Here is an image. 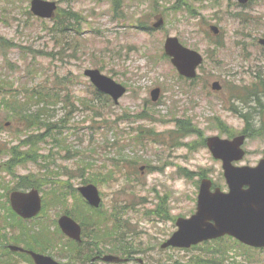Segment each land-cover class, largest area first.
Wrapping results in <instances>:
<instances>
[{
    "label": "rangeland",
    "instance_id": "374dc122",
    "mask_svg": "<svg viewBox=\"0 0 264 264\" xmlns=\"http://www.w3.org/2000/svg\"><path fill=\"white\" fill-rule=\"evenodd\" d=\"M185 1L193 8L192 14L187 5L178 12L172 9L181 0H122L117 12L108 0H59L61 9L81 17L78 23L67 20L66 24L70 29L76 26L78 34L72 30L59 34L57 18L44 20L33 15L31 0H0V39L11 43L6 47L0 43V89H23L18 92L24 94L34 85L45 87L44 92L57 85L63 96L69 95L68 104L57 103L48 114L55 124L67 119L66 126L54 138L39 143L40 155L46 158L16 168L17 180L28 174L37 179L46 198L42 221L52 225L73 207L67 201L78 199L76 190L67 187L78 189L98 174L96 184L103 198L99 213L118 211L119 221H128L125 238L136 243L141 252L137 255L147 262L264 264V251L245 249L229 237L188 250L161 249L176 230L171 218L191 215L196 209L198 174L205 173L225 184L221 162L199 135L227 136L217 118L223 121L221 127L228 125L235 132L245 128L243 119L232 110L233 106L242 108L230 98L235 94V83H254L251 88L261 99L255 101L258 108L264 103V80L257 78L264 77V47L258 43L264 37V0L245 6L233 0ZM122 14L124 19L118 17ZM159 14L165 18L161 29L139 27L137 19L151 26ZM211 24L220 27V34L210 31ZM168 35L177 36L204 56L203 68L193 82L181 79L171 60L163 56ZM87 68H98L126 85L127 94L115 104L110 97L97 93L84 74ZM215 81L225 82L227 88L213 90ZM1 82L8 87L1 88ZM157 86L162 92L154 103L150 93ZM3 94L0 92V149L4 151L8 143L16 145L20 135L27 132H23L19 118L5 110ZM97 95H102L101 99L96 100ZM85 99L88 106L81 103ZM18 100L25 101L21 97ZM248 105H253L250 97ZM143 113L146 118L139 119ZM257 116L263 118L261 122L255 120L253 128L262 131L253 134L245 145L246 164H255L264 156V110ZM177 118L189 119L202 134L180 142L171 140ZM110 124L113 129H107ZM3 156L0 165L8 158ZM0 177L16 181L3 170ZM59 189L60 204H56L52 191ZM162 198L166 203L158 208ZM218 246H227L222 249L225 255L213 252ZM102 249L109 253L110 247ZM11 257L15 264H31Z\"/></svg>",
    "mask_w": 264,
    "mask_h": 264
},
{
    "label": "water",
    "instance_id": "95a60500",
    "mask_svg": "<svg viewBox=\"0 0 264 264\" xmlns=\"http://www.w3.org/2000/svg\"><path fill=\"white\" fill-rule=\"evenodd\" d=\"M55 5L41 0L33 1V10L42 15H48L55 9ZM213 29L216 30L215 27ZM264 42V41H263ZM166 51L172 55L173 62L180 71L187 76H195L196 67L202 62V56L180 44L178 38L169 37L166 43ZM86 75L103 91L109 92L118 99L124 94L126 88L113 79L103 75L98 69L86 70ZM218 87L216 83L214 85ZM154 93H158V90ZM214 151V145L221 144L222 149L229 148L232 143L219 140L214 137L208 140ZM215 152V151H214ZM231 191L222 193L220 189L211 192V181L203 180L199 196L198 212L189 219L179 221L180 230L166 244L189 246L204 239L217 237L225 233L237 236L246 243L264 245V220L257 216L251 207L259 206L258 203L248 200V194L259 193L264 189V175L259 172L248 171L247 168L229 170L227 176ZM249 184V190L242 189ZM81 192L93 204L100 203V197L96 186L88 185L80 188ZM13 207L22 215L28 217L37 214L41 210V198L38 190L29 193L14 192L11 196ZM61 224L65 231L76 238H80V228L70 219L64 218ZM14 250H22L17 246H11ZM35 260L40 264H56L51 258L39 256L32 251ZM107 261H120L116 256H105Z\"/></svg>",
    "mask_w": 264,
    "mask_h": 264
},
{
    "label": "trees",
    "instance_id": "16d2710c",
    "mask_svg": "<svg viewBox=\"0 0 264 264\" xmlns=\"http://www.w3.org/2000/svg\"><path fill=\"white\" fill-rule=\"evenodd\" d=\"M71 16L72 18L75 17L76 20H79L80 18L78 14H76V16L71 14ZM68 18L69 16H67L65 19H68ZM1 85H2L1 88L8 87L7 83L5 82H1ZM32 89H33L32 93L28 97L29 99H33L37 101L36 103L38 104L39 107L36 110H33L31 107L25 106L26 103L22 102L21 100H18V98L22 97V95L18 93V89H13V88H11L10 91H7L5 88L0 89V92H4L2 105L4 106L5 110L9 114H15V115L19 114L17 116L21 117L22 122L27 123L28 127L29 126L33 127V125L42 124V122L49 125V123H51V120L48 118V114H49L48 109H50L49 105L54 103L55 100H57L56 98H58V96H56L55 94L51 95L47 93H46V96L44 95V93L37 94V91L34 90V87ZM41 102H43L44 104ZM41 104H43L42 107H40ZM41 116H44V118L42 119ZM179 129L183 130V132L181 133L182 136H186L188 134L195 133V132H198V133L200 132V130L196 126H194V124H192L189 121H184V120L180 121ZM19 147L20 148H16V151L14 150V148L10 149L11 154L9 156L8 161H6L5 163V167L3 168L12 170L16 168V166L18 164H21L22 162H38L39 161L40 148L38 147V144L33 141L32 137H29L28 140L25 141L23 144H21ZM3 153H5V151H3L0 154H3ZM6 154H7V151H6ZM29 182H23L22 186H25V187L35 186ZM8 211H10L15 217H17L10 207L8 208ZM2 229L4 230V232H6V230H8V227H3ZM5 234L6 235H4L3 239L8 240V235L7 233ZM35 235H38V234H35ZM24 236L25 234L19 235L17 237L15 236L13 237V241L16 243H20L22 242V240H24L23 239ZM1 263L8 264V261L5 262L4 260H1Z\"/></svg>",
    "mask_w": 264,
    "mask_h": 264
},
{
    "label": "flooded vegetation",
    "instance_id": "af4514ba",
    "mask_svg": "<svg viewBox=\"0 0 264 264\" xmlns=\"http://www.w3.org/2000/svg\"><path fill=\"white\" fill-rule=\"evenodd\" d=\"M91 249V245L90 243L86 244L85 246H82V250L85 251V252H82V256H85L87 253H89Z\"/></svg>",
    "mask_w": 264,
    "mask_h": 264
}]
</instances>
